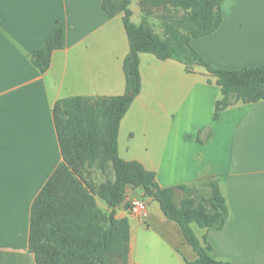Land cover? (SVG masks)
I'll return each instance as SVG.
<instances>
[{"label": "crops", "instance_id": "1", "mask_svg": "<svg viewBox=\"0 0 264 264\" xmlns=\"http://www.w3.org/2000/svg\"><path fill=\"white\" fill-rule=\"evenodd\" d=\"M130 10L140 25L142 0H132ZM222 15L221 28L193 39L192 47L218 69L263 66L264 0H227ZM0 19V264H37L29 249L32 205L63 162L54 106L72 97L124 95L130 43L124 14L110 18L103 0H0ZM58 23L65 47L42 73L32 57ZM140 72L141 94L120 125V157L155 173L161 188L218 181L229 220L221 231L192 224L195 235L209 242L216 261L264 264V101L239 102L214 121L223 96L204 68L189 71L175 60L141 54ZM134 199L146 201L143 217L129 214ZM116 218L130 224L128 264L197 259L181 227L140 189H126Z\"/></svg>", "mask_w": 264, "mask_h": 264}, {"label": "trees", "instance_id": "2", "mask_svg": "<svg viewBox=\"0 0 264 264\" xmlns=\"http://www.w3.org/2000/svg\"><path fill=\"white\" fill-rule=\"evenodd\" d=\"M227 0H147L155 7L171 6L185 11L178 23L167 24L165 37L149 24L145 11L140 25L132 22V0H103L110 18L124 14L130 52L124 60L126 89L122 96L72 97L58 101L53 110L63 162L55 170L32 205L29 249L37 264H128L130 224L117 219L116 208L125 200L126 189H140L144 197L159 203L170 222L177 223L186 243L197 255L187 264H231L216 261L212 247L195 235L192 224L221 231L229 220V209L218 181L204 183L208 196H193L192 188H161L153 172L119 155L120 125L141 94L140 55L151 54L161 61L175 60L191 70L198 66L217 79L222 99L216 103L214 121L239 102L264 101V65L240 70L218 69L192 47L193 39L217 32L223 24L222 5ZM142 4L145 7L144 1ZM2 22L0 19V28ZM65 47V31L57 24L45 45L34 52L33 64L45 73L55 51ZM110 169L114 175L98 186L87 183L83 171ZM187 195L180 203L177 193ZM97 198L111 208L100 209Z\"/></svg>", "mask_w": 264, "mask_h": 264}, {"label": "rangeland", "instance_id": "3", "mask_svg": "<svg viewBox=\"0 0 264 264\" xmlns=\"http://www.w3.org/2000/svg\"><path fill=\"white\" fill-rule=\"evenodd\" d=\"M145 4V11L148 15L147 19L149 21L150 26L152 29L161 37H165V29L167 24H175L178 25L180 21L185 16V11L180 9H174L171 6H161V7H155L151 4L147 3V0H142ZM83 178L84 180L93 185L98 186L103 182H106L108 180H113L114 175L110 169H107L106 171L102 170H92V171H83ZM210 193V190L208 187L201 185L193 190V196L199 197V196H208ZM187 195L183 192L177 193V202L180 203L184 198H186ZM99 201H101L99 199ZM103 210L102 208H100ZM104 211V210H103ZM197 228V231H203L200 227L195 225ZM199 236H200V232Z\"/></svg>", "mask_w": 264, "mask_h": 264}, {"label": "built area", "instance_id": "4", "mask_svg": "<svg viewBox=\"0 0 264 264\" xmlns=\"http://www.w3.org/2000/svg\"><path fill=\"white\" fill-rule=\"evenodd\" d=\"M128 210L131 216L143 217L147 213V203L144 199L131 200Z\"/></svg>", "mask_w": 264, "mask_h": 264}]
</instances>
